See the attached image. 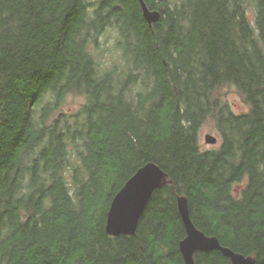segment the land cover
<instances>
[{"label":"trees","instance_id":"trees-1","mask_svg":"<svg viewBox=\"0 0 264 264\" xmlns=\"http://www.w3.org/2000/svg\"><path fill=\"white\" fill-rule=\"evenodd\" d=\"M145 2L152 26L139 0H0V264H184L179 194L199 229L264 264V0ZM68 94L85 101L61 111ZM210 119L221 143L203 149ZM151 161L172 183L134 235L107 234Z\"/></svg>","mask_w":264,"mask_h":264},{"label":"water","instance_id":"water-1","mask_svg":"<svg viewBox=\"0 0 264 264\" xmlns=\"http://www.w3.org/2000/svg\"><path fill=\"white\" fill-rule=\"evenodd\" d=\"M144 17L150 26L161 17L159 10H152L145 0H139ZM218 138L210 133L205 135L207 143L215 144ZM168 173L156 162H148L138 168L123 184L114 196L107 213L105 230L111 236L134 235L138 229L140 218L150 199L157 189L162 188L172 180ZM178 210L181 215L186 235L179 242V249L184 264H197L195 254L212 250L221 251L231 261V264H256L253 255H245L228 246H224L219 238L208 235L193 222L190 214L189 199L185 194L177 195Z\"/></svg>","mask_w":264,"mask_h":264},{"label":"rangeland","instance_id":"rangeland-1","mask_svg":"<svg viewBox=\"0 0 264 264\" xmlns=\"http://www.w3.org/2000/svg\"><path fill=\"white\" fill-rule=\"evenodd\" d=\"M102 41L104 42V46H109L111 49L114 47V41L111 33H107L103 36ZM105 58V57H104ZM221 95L231 104L232 109L235 112H242L246 111L248 109V105L245 104L238 92L235 91V89L230 88L229 86L223 87L221 89ZM85 101V97L82 95H76V94H68L63 101V104L61 106V111L69 112L77 110L79 107H81L82 103ZM212 134L215 135L218 140L215 144L207 143L205 141V135L206 134ZM200 143L203 147V149H211L215 148L221 143V137L216 130L215 122L210 119L206 121L200 131Z\"/></svg>","mask_w":264,"mask_h":264}]
</instances>
